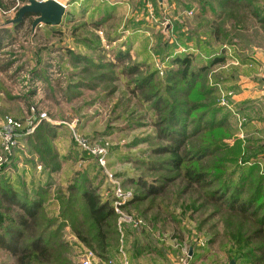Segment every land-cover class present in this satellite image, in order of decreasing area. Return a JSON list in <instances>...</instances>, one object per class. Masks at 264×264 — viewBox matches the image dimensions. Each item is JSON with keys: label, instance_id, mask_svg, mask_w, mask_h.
I'll return each mask as SVG.
<instances>
[{"label": "rangeland", "instance_id": "obj_1", "mask_svg": "<svg viewBox=\"0 0 264 264\" xmlns=\"http://www.w3.org/2000/svg\"><path fill=\"white\" fill-rule=\"evenodd\" d=\"M56 1L65 6L59 25L32 28L33 16L12 23L26 0H0V125L12 117L36 128L32 141L2 157L0 187L42 198L54 261L264 264L253 258L254 221L206 204L179 172H150L144 164L166 157L151 154L164 142L153 140L158 116L146 95L179 104L202 100L197 92L208 89L230 137L201 165L217 177L242 178L246 195L260 184L263 197L256 200L264 205V31L256 16L246 7H227L226 0ZM242 1L264 13L262 0ZM182 54L207 66L187 97L167 86L184 87L167 70ZM214 60L219 63L212 66ZM147 75L149 83L138 89L135 81ZM74 135L106 144L105 165L79 148ZM200 138L187 146H198ZM161 176L169 181L163 194L129 203L143 195L132 179ZM84 180L103 199L120 191L122 213L134 221L114 212L100 236L79 193ZM0 264L15 260L0 251Z\"/></svg>", "mask_w": 264, "mask_h": 264}, {"label": "trees", "instance_id": "obj_2", "mask_svg": "<svg viewBox=\"0 0 264 264\" xmlns=\"http://www.w3.org/2000/svg\"><path fill=\"white\" fill-rule=\"evenodd\" d=\"M226 1L229 2L226 4L227 7L231 5L246 7L250 14L256 16L264 31V13L260 12V7L253 10L252 7L243 4L246 1ZM262 2L264 3V0ZM30 16L26 15L25 18ZM171 63L172 66L167 67L168 72L184 87L167 85L170 86V92L189 96L188 92L190 94V91L194 89L198 80L206 72L207 66L192 65L191 56L186 54L175 55ZM218 63V60H214L210 64L214 66ZM149 76L135 81L138 89L141 90L149 83ZM210 93L208 89H201L197 94L202 100H189L179 104L170 103L168 99L155 93L151 96L146 95L149 102L154 100L152 106L156 109L158 116L153 140L164 142L152 147L151 154L166 157L159 161H144V164L150 172L166 170L179 172L187 189L196 188L203 192L202 199L206 204L212 205L218 211L226 212L229 217L254 221L257 229L253 231L252 238L257 244L254 247L253 258L255 263H258L264 261V205L262 201L257 203L256 200V197H263V193L259 194L261 185L258 184L253 192L246 195L244 185L241 184L242 178L233 182L232 177L229 179L217 177L218 175L210 173L211 169H204L201 165L205 159L222 151L223 142L230 137V129L225 126V119L221 112L216 107L213 109L207 100ZM195 112L197 115L191 116ZM35 132L36 128L32 134L22 137L19 143L32 141ZM198 137H201L198 146H187L190 139ZM259 150L260 147H256L255 156ZM158 179V181L141 177L132 179V183L141 190L143 195L132 196L129 203L163 194L169 181L164 176ZM83 183H85L84 188L79 193L89 219L98 234L102 236L108 219L115 215L114 200L113 198L103 199L87 180ZM72 191V188L68 190L70 193ZM43 208L44 202L38 195L29 197L28 193L18 192L13 187L7 189L0 187V251L13 257L15 264H57L45 243L46 228L41 218ZM236 242L241 244L238 240Z\"/></svg>", "mask_w": 264, "mask_h": 264}, {"label": "built area", "instance_id": "obj_3", "mask_svg": "<svg viewBox=\"0 0 264 264\" xmlns=\"http://www.w3.org/2000/svg\"><path fill=\"white\" fill-rule=\"evenodd\" d=\"M36 1L45 2L47 0H36ZM13 10H15V8H12V11ZM4 13L5 12H2V14ZM225 94L226 93H224L220 97L222 103H225V99L227 100V98L231 95L230 92L227 93V96H225ZM34 129H35V125L30 124L26 126L20 121L13 119L12 117H5L0 125V155H1L0 161L2 160L3 156L8 157L13 152V150L17 148L20 139L26 135L32 134ZM74 139L79 148L83 150H88L91 154L94 155V157L101 166L105 165L106 163L105 156L107 153L106 144L91 143V141H88L81 137H77L75 135H74ZM120 197H121L120 191H117L115 193V197L113 198L114 212L119 214L121 216V220H123L124 222H132L133 219L131 217H128L122 213L121 207L124 203H122L123 201L119 199ZM84 264H89V262L86 260L84 261ZM124 264H127V262Z\"/></svg>", "mask_w": 264, "mask_h": 264}, {"label": "water", "instance_id": "obj_4", "mask_svg": "<svg viewBox=\"0 0 264 264\" xmlns=\"http://www.w3.org/2000/svg\"><path fill=\"white\" fill-rule=\"evenodd\" d=\"M26 1V4L18 10L17 18L12 21L13 24L22 21L26 15L34 17L32 28L39 24L57 26L61 22L65 7L56 0H47L45 2H38L36 0ZM162 1L158 0L160 3Z\"/></svg>", "mask_w": 264, "mask_h": 264}]
</instances>
